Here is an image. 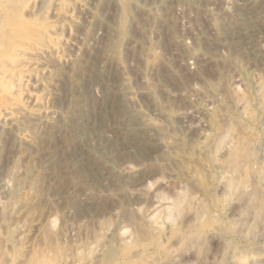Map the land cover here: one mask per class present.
<instances>
[{
  "label": "rangeland",
  "instance_id": "1",
  "mask_svg": "<svg viewBox=\"0 0 264 264\" xmlns=\"http://www.w3.org/2000/svg\"><path fill=\"white\" fill-rule=\"evenodd\" d=\"M263 109L264 0H0V264H215Z\"/></svg>",
  "mask_w": 264,
  "mask_h": 264
},
{
  "label": "bare ground",
  "instance_id": "2",
  "mask_svg": "<svg viewBox=\"0 0 264 264\" xmlns=\"http://www.w3.org/2000/svg\"><path fill=\"white\" fill-rule=\"evenodd\" d=\"M242 108H245L243 103ZM261 115L264 125V111ZM244 151L245 156H241L237 148H231L216 173L215 190L225 219L224 228L214 235L215 264H264V144L260 140L250 141ZM202 204H197L194 210L199 223L208 215ZM165 210L167 219L174 216V212L170 211L172 216L168 212L170 208ZM203 239L200 230L193 233L189 243L183 235L182 253L186 255L189 248L198 250ZM184 259V264H192L190 257Z\"/></svg>",
  "mask_w": 264,
  "mask_h": 264
}]
</instances>
